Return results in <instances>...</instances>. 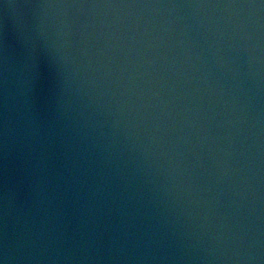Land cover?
<instances>
[{
    "label": "water",
    "instance_id": "water-1",
    "mask_svg": "<svg viewBox=\"0 0 264 264\" xmlns=\"http://www.w3.org/2000/svg\"><path fill=\"white\" fill-rule=\"evenodd\" d=\"M0 264H264V0H0Z\"/></svg>",
    "mask_w": 264,
    "mask_h": 264
}]
</instances>
